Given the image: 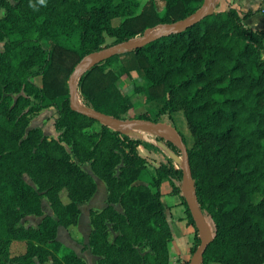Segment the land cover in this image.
Returning <instances> with one entry per match:
<instances>
[{
  "label": "trees",
  "instance_id": "trees-1",
  "mask_svg": "<svg viewBox=\"0 0 264 264\" xmlns=\"http://www.w3.org/2000/svg\"><path fill=\"white\" fill-rule=\"evenodd\" d=\"M161 2L158 13L154 0H144L138 10L134 0H0V264H36L34 257L42 262L48 255L52 264H86L54 240L56 226L74 223L76 201L94 190L91 174L80 165L86 161L106 187V204L88 211V245L96 264H169L171 233L159 183L168 179L179 194L181 169L165 160L149 172L147 183L134 182L147 170L138 146L157 147L72 109L67 99L73 65L107 45L105 35L113 43L147 27L162 31L191 15L202 0ZM254 11L213 6L183 29L171 28L89 65L76 80L85 105L121 117L130 100L116 87L112 66L118 65L141 78L133 91L159 101L153 114L181 111L191 137L187 145L179 133L195 200L212 233L199 264L264 263V20L259 28L242 22ZM49 106L55 111V137L28 126L31 115ZM146 114L135 117L156 121ZM154 137L179 154L170 140ZM41 197L52 215L42 212ZM179 197L195 229L192 252L199 237ZM116 202L120 210L112 205ZM29 213L41 215L36 226L20 223ZM12 239L23 240L25 247L9 256ZM141 241L144 250L136 247Z\"/></svg>",
  "mask_w": 264,
  "mask_h": 264
},
{
  "label": "crops",
  "instance_id": "crops-1",
  "mask_svg": "<svg viewBox=\"0 0 264 264\" xmlns=\"http://www.w3.org/2000/svg\"><path fill=\"white\" fill-rule=\"evenodd\" d=\"M216 2V8L221 9L227 5H233L240 9H255L253 13L242 19V22L252 28H259L264 20L262 8L264 7V0H260L258 4H251L248 0H213ZM214 5V4H213ZM140 137V136H138ZM146 142L157 147L158 150L154 151L151 147H145L142 145L138 146V151L146 157L152 164L159 162V160L165 155L171 156L172 151L164 145L161 141L155 139L149 134H144L142 137ZM157 164V163H156ZM81 167L91 174L94 180V190L91 195L81 201H76L78 207V214L76 221L72 224L56 226V231L54 235V240L58 243V248L67 247L74 251V253L84 260L86 264H96L97 255L92 253L88 245V234L91 229V224L89 221L88 211L90 208L100 209L106 204V187L101 178L95 175L89 168L88 162L80 163ZM87 165V167H85ZM146 172H148L147 177L144 176V171L140 172V177L135 179L134 182L147 183L149 179V172H153V165L147 164ZM171 182L179 186V181L175 178H170ZM163 180V179H162ZM161 180V181H162ZM160 181V182H161ZM160 191V201L162 203V210L170 229L171 238L168 241V263L169 264H185L186 260L190 256V245L194 237L195 229L193 225L188 222L184 206L180 201L179 194L171 190V186L166 190ZM41 197L40 205L43 213L51 214L52 211L48 204L47 199ZM62 201H67L61 199ZM112 205L120 210L119 203H112ZM41 215H36L33 213L25 214L19 221L23 225L35 226L40 220ZM34 260L36 264H52L51 257L48 255L47 258L38 262L35 257ZM208 264H221L217 261H211ZM264 264V263H261Z\"/></svg>",
  "mask_w": 264,
  "mask_h": 264
},
{
  "label": "water",
  "instance_id": "water-1",
  "mask_svg": "<svg viewBox=\"0 0 264 264\" xmlns=\"http://www.w3.org/2000/svg\"><path fill=\"white\" fill-rule=\"evenodd\" d=\"M213 0H202L200 6L189 16L172 21L164 27V30L158 31L155 27H147L142 34L129 37L123 40L115 41L113 43L104 45L98 49L89 51L82 55L73 65L71 71L67 76L68 83V104L72 109L94 118L95 120L106 124L112 128H119L123 130V126L142 127L149 129L158 136H162L170 140L178 149L180 156V192L189 210L193 223L195 225L199 241L185 264H199L202 252L206 244L210 241L212 233L206 217L198 207L194 192L193 181L189 171L187 162L186 148L182 138L177 130L162 121H154L146 118H124L116 117L102 111L96 110L88 105L83 104L76 98L77 87L76 80L78 75L89 65L98 62L111 54L122 51L126 48H134L143 44L149 38L159 35L160 33H167L171 28L183 29L191 23L197 21L202 16L213 11ZM84 66V67H83ZM124 131V130H123Z\"/></svg>",
  "mask_w": 264,
  "mask_h": 264
},
{
  "label": "rangeland",
  "instance_id": "rangeland-1",
  "mask_svg": "<svg viewBox=\"0 0 264 264\" xmlns=\"http://www.w3.org/2000/svg\"><path fill=\"white\" fill-rule=\"evenodd\" d=\"M9 1L13 2V0H9ZM134 1L137 2V6H136L135 10H138L139 6L144 2V0H134ZM259 1L260 0H248L249 3L256 4V5L258 4ZM154 3H155V6L157 8L158 13H161L163 10V4H162L161 0H154ZM213 6L216 7V2L214 3ZM2 12H3V9L0 7V14H2ZM113 21H115V19H113ZM156 29L159 30L160 28H156ZM111 40H112L111 36L105 35V44L110 43ZM42 43L44 45H48V40L46 38H43ZM0 48H1V41H0ZM261 55H262V57H264V49L261 50ZM112 67L114 68L115 72L118 74V77H117L116 83H115L116 87L119 90H121L122 92H124L125 94L129 95V100H130V106L122 113L121 117L137 118V117H135V115L138 112L145 111L147 113L146 115H148L150 118L155 117L156 121L165 122L168 125H170L171 127H173L175 130H177L184 137L186 144L189 145L191 142V137L189 136L188 130L185 126L184 117H183L181 111L180 110H174V111L170 112L171 113L170 116H168L166 113L153 114V110L158 108V106L160 105L159 101H157V100L156 101H148L144 98V95L142 92L133 91V86L135 84H140L142 82L141 78L138 77L134 71H130L129 73H125L119 69L118 65H114ZM76 98L78 99V101L82 102L78 92H77ZM54 117H55V111L51 106L42 108L37 113H35L29 117L28 126H33V125L39 126L42 129V131L45 133V135L55 137V136H57V130H55V128L53 126ZM122 129L126 133L133 135V136L142 137L144 134H149L152 137H154L156 135L151 130L145 129L142 127L123 126ZM65 148L68 150L69 146L65 145ZM156 150H158V149L155 148L154 151H156ZM170 155L171 156L165 155L163 157H160V155H159V158H161L159 160V162H164L166 160L167 163H169V165L171 167L176 166L177 168H180V156H179V154L173 150ZM159 162L156 161L155 164H152L149 160H147V164L153 165V167L156 165V163L158 164ZM85 167H87V165ZM147 171H148V169H147ZM143 174L145 177H147L148 172L144 171ZM22 176L26 181L31 182L25 173H23ZM170 186L171 185H170L169 180L163 179L159 183V190H161V191L166 190ZM59 195H60L61 199L62 198L65 199L66 195H65L64 189H61L59 191ZM43 199H45V198H43ZM108 229L110 231L109 232L110 236L113 235L114 232L110 228H108ZM24 247H25V244H24L23 240L12 239L9 242V246H8L9 253H8V255L14 256L17 253L23 252ZM136 247L139 250H144L145 248H147V245L141 241V242H138L136 244Z\"/></svg>",
  "mask_w": 264,
  "mask_h": 264
},
{
  "label": "clouds",
  "instance_id": "clouds-1",
  "mask_svg": "<svg viewBox=\"0 0 264 264\" xmlns=\"http://www.w3.org/2000/svg\"><path fill=\"white\" fill-rule=\"evenodd\" d=\"M40 3H41V4H44V3H45V0H40Z\"/></svg>",
  "mask_w": 264,
  "mask_h": 264
},
{
  "label": "bare ground",
  "instance_id": "bare-ground-1",
  "mask_svg": "<svg viewBox=\"0 0 264 264\" xmlns=\"http://www.w3.org/2000/svg\"><path fill=\"white\" fill-rule=\"evenodd\" d=\"M208 222V221H207Z\"/></svg>",
  "mask_w": 264,
  "mask_h": 264
}]
</instances>
